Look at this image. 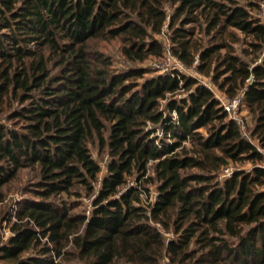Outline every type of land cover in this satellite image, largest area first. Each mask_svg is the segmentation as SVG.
I'll list each match as a JSON object with an SVG mask.
<instances>
[{"label":"trees","instance_id":"1","mask_svg":"<svg viewBox=\"0 0 264 264\" xmlns=\"http://www.w3.org/2000/svg\"><path fill=\"white\" fill-rule=\"evenodd\" d=\"M258 1L0 0V205L22 171L37 174L14 211L0 264H264L257 144L198 79L117 71L101 48L118 41L130 63L162 58L156 35L166 6L174 7V55L187 66L199 55L198 72L228 98L245 90L252 137L264 149V57L252 64L228 43L233 28L252 53L264 52V26L251 15ZM92 146L110 157L96 195L102 168ZM244 161L254 169L217 181ZM83 196L93 198L90 216L64 198Z\"/></svg>","mask_w":264,"mask_h":264},{"label":"rangeland","instance_id":"2","mask_svg":"<svg viewBox=\"0 0 264 264\" xmlns=\"http://www.w3.org/2000/svg\"><path fill=\"white\" fill-rule=\"evenodd\" d=\"M238 1L243 6L248 5V2H247L248 0H238ZM260 2L261 1L259 0L258 5L255 7V9L251 10V15L256 20H260L259 19L260 15H261L260 6H259ZM165 9H166V12L168 14L167 22L164 25L162 32L160 34L156 35V38L163 44V51H164L163 57L160 59L155 58V57H151L150 59H148L142 63H130L120 53L121 44H119L118 41H113L110 43L101 44L102 50L108 56L112 57L114 68L117 71H126L127 69H130L131 67L132 68H134V67L135 68H137V67L138 68H145V69L149 70V72H150V73L145 75L146 78H152V77H155L159 74H167V73L169 74V73H172L174 71H179L178 70V68H179L183 71V75H186L188 77H192L194 79H198L200 84L205 85L206 87H209L211 90H213V92L215 93L217 98L220 100V102H221V100L226 101L228 99H232V98H228V96L224 92L219 90L217 85L212 80V77L204 76L198 72V67L201 63L199 55L196 56V60L194 61V64L192 66L185 65L181 60H179V58L176 55H174L173 45H172V41H171L172 31L169 28V21H170V16L173 15L175 9H174V7H172L170 5H167ZM229 31L231 32L232 36L228 37V43L232 47V49L236 55L240 56L245 61L251 62L252 64H254V62H255L254 57H256V56L264 57V52H258L256 54L252 53V48L249 45L251 40L249 38H246L243 33H241L238 30H235L233 28L229 29ZM202 38L204 39V43H206V45H207L209 38L207 36L206 37L202 36ZM220 39L217 38L218 41ZM221 53H223V54L226 53V50H222ZM256 63L257 64L261 63V59L259 58L255 62V64ZM181 66H183L184 68L182 69ZM181 96L187 97L188 95L185 94V92H179L177 94V97H181ZM166 106H167V101H162L161 102V109L167 113ZM174 117H175V114H174ZM229 118L232 120H234V118L239 119V121L243 125H245V129H246V132L243 131V133H242L243 137L250 140V141H254V143L257 144V147L262 149L260 147L259 143L257 141H255L256 139H253V137H252V132L254 129V123H253L252 117L250 116L249 111L246 109V105H242L241 108L237 112H232L231 115H229ZM234 121H236V120H234ZM5 123H7V122L5 121ZM7 124H9V123H7ZM150 128H153V126L151 125ZM156 136L163 138L162 128H160V127L158 128V133L156 134ZM186 147L191 149V143L187 142ZM91 149H92L93 158L99 162V164L102 168V172L99 175V182L96 184V193H95V195H96L97 192L102 187L103 179L107 175V164H108V161L110 160V157L106 153L100 154V152L96 146H92ZM228 167H231L232 170H234L235 172H237V171L249 172V171H252L254 169L255 164H253L252 162L244 161V162H238V163H231ZM223 170H224V168L221 170V172L219 173L218 178H217V181L221 184H222V182L220 179V175L223 176V174H225V172L223 173ZM36 175H37L36 172L29 170V169L22 171L20 173L19 179L13 183V185L11 187V189H12L11 192L8 193V196L6 199L7 205L6 204L0 205V208H2V209L5 208V212H6L5 217L7 219V220H5V219L0 220V246L3 245L4 243H6L7 240L9 239V237L11 236V233L9 231V226H10V222H12L14 220V218H13L14 217V211H15L16 207L18 206V203H20L23 199H25L28 196V194L26 193L24 188L28 183H31L32 181L35 180V178L37 177ZM157 194H158L157 186H153L151 188V201L152 202L155 201ZM64 198H65V200L77 202L78 206L75 208L74 213H84L87 216L91 215L92 210H93V204H92L93 198L92 197L83 196L82 198H76V197H71V198L64 197ZM9 218L12 220L9 221ZM165 235H166L165 237L169 240L175 239L174 234H165ZM71 264H82V263L72 262ZM160 264H171V263H170V260L168 258H165Z\"/></svg>","mask_w":264,"mask_h":264},{"label":"built area","instance_id":"3","mask_svg":"<svg viewBox=\"0 0 264 264\" xmlns=\"http://www.w3.org/2000/svg\"><path fill=\"white\" fill-rule=\"evenodd\" d=\"M259 6H260V13H261L259 19H260L261 24L264 26V0L260 3ZM181 67H182V69L184 68L183 66H181ZM178 70L179 71H174V72H178L180 74H183V71L181 69L178 68ZM174 72L169 73V74H173ZM245 95H246L245 90H242V91H240L238 93V95H236L232 99H228L226 101L221 100L222 106L225 109V111L229 115H231L232 112H237L241 108V106L244 105ZM234 120H236V122L238 123V125H239L242 133H243V131L246 132L245 125H243L239 121V119H237V118H234ZM260 151L264 154V149H260ZM224 172H225V174H223V176L220 175V179H221V182L222 183H224L225 181H227L228 179H230L233 176V174L235 173V171L232 170L231 167L224 168L223 173Z\"/></svg>","mask_w":264,"mask_h":264}]
</instances>
